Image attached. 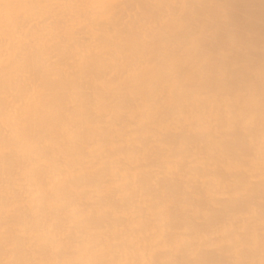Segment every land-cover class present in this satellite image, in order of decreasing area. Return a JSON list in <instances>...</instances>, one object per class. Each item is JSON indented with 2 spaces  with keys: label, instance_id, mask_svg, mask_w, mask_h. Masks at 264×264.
<instances>
[{
  "label": "bare ground",
  "instance_id": "6f19581e",
  "mask_svg": "<svg viewBox=\"0 0 264 264\" xmlns=\"http://www.w3.org/2000/svg\"><path fill=\"white\" fill-rule=\"evenodd\" d=\"M0 264H264V0H0Z\"/></svg>",
  "mask_w": 264,
  "mask_h": 264
}]
</instances>
